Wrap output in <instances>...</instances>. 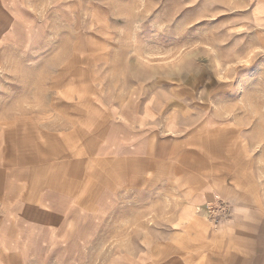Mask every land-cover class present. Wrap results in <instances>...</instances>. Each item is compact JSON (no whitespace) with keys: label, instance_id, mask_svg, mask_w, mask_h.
<instances>
[{"label":"rangeland","instance_id":"rangeland-1","mask_svg":"<svg viewBox=\"0 0 264 264\" xmlns=\"http://www.w3.org/2000/svg\"><path fill=\"white\" fill-rule=\"evenodd\" d=\"M22 4L24 26H11L15 31L5 62L11 80H26L21 93H12L27 97V110L36 111L29 104L34 96L54 98L61 90L76 102L90 98L92 108L99 97L121 102L138 96L134 102L154 99L160 120L183 125L187 157L180 169H152L147 163L106 159L92 150L90 164L85 163L92 192L98 187L128 191L137 180L152 177L153 170L160 177L180 170L188 195L204 181L227 187L234 177L249 174L264 187V0ZM66 81L73 83L61 89ZM96 116L91 110L92 121ZM112 159L119 161L104 163ZM132 219L139 223H130ZM147 219L125 215L121 230L114 222L107 224L108 233L103 237L98 229L92 231L84 247L67 242L65 233L46 240L38 231L14 230L3 215L0 190V264H164L169 255L184 251L136 247L132 231L145 233L153 225ZM184 255L193 264L195 249Z\"/></svg>","mask_w":264,"mask_h":264},{"label":"crops","instance_id":"crops-1","mask_svg":"<svg viewBox=\"0 0 264 264\" xmlns=\"http://www.w3.org/2000/svg\"><path fill=\"white\" fill-rule=\"evenodd\" d=\"M22 5V0H0V190L3 215L14 230L38 231L46 240L65 233L67 242L84 247L97 229L104 237L107 224L121 230L125 215L147 216L153 225L146 224L145 233L132 231L136 247L184 249L164 264H192L184 255L188 248L195 249L193 264H264V187L250 174L234 177L227 187L204 181L188 195L180 170L163 177L153 170L152 177L137 180L128 191L98 187L92 192L85 174L92 150L152 169H180L187 157L183 125L160 120L154 99L134 102L138 96L121 102L99 97L92 108L90 98L76 102L61 90L54 98L34 96L29 104L36 111L27 110V97L12 93H21L26 80H11L5 62L15 31L11 26H24ZM91 110L98 114L94 121Z\"/></svg>","mask_w":264,"mask_h":264},{"label":"bare ground","instance_id":"bare-ground-1","mask_svg":"<svg viewBox=\"0 0 264 264\" xmlns=\"http://www.w3.org/2000/svg\"><path fill=\"white\" fill-rule=\"evenodd\" d=\"M259 15H261V16H262V13H261V11L259 12Z\"/></svg>","mask_w":264,"mask_h":264}]
</instances>
